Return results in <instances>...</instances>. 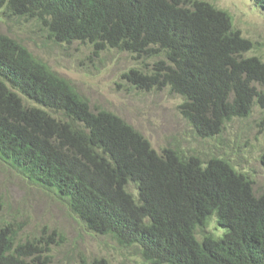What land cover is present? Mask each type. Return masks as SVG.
<instances>
[{
	"label": "trees",
	"instance_id": "obj_1",
	"mask_svg": "<svg viewBox=\"0 0 264 264\" xmlns=\"http://www.w3.org/2000/svg\"><path fill=\"white\" fill-rule=\"evenodd\" d=\"M253 1L264 12V0ZM0 12L31 20L55 43L150 60L121 77L180 96L178 112L200 139L254 106L264 126V60L248 54L254 43L207 0H0ZM0 160L65 202L87 231L135 246L146 264H264V192L245 172L199 148L157 151L2 32ZM211 217L219 235L205 229ZM18 231L0 223V264H52L54 232L21 241ZM66 264L109 263L80 255Z\"/></svg>",
	"mask_w": 264,
	"mask_h": 264
},
{
	"label": "rangeland",
	"instance_id": "obj_2",
	"mask_svg": "<svg viewBox=\"0 0 264 264\" xmlns=\"http://www.w3.org/2000/svg\"><path fill=\"white\" fill-rule=\"evenodd\" d=\"M226 10L232 24L254 46L248 54L264 60V12L253 0H207ZM0 32L19 40L36 57L68 79L84 95L92 108L107 109L131 124L157 151L178 145L199 148L227 157L238 170L253 181L255 193L264 192V167L259 156L264 151V126L260 110L254 106L244 118H235L214 138L196 137L190 124L179 114L180 96L168 88L141 89L126 82L121 74L131 67L147 69L150 60H135L114 49L93 50L92 46L73 41L55 43L31 20L9 18L0 12ZM35 186L0 160V223L19 224L21 241L54 232L49 244L52 264L105 257L109 264H146L135 246L118 245L108 235L91 233L69 212L65 202ZM211 217L205 229L219 235Z\"/></svg>",
	"mask_w": 264,
	"mask_h": 264
}]
</instances>
